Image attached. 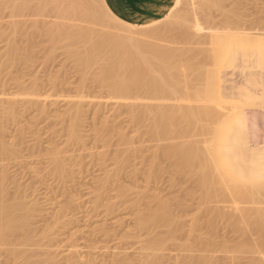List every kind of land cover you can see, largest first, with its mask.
<instances>
[{
	"label": "rangeland",
	"instance_id": "rangeland-1",
	"mask_svg": "<svg viewBox=\"0 0 264 264\" xmlns=\"http://www.w3.org/2000/svg\"><path fill=\"white\" fill-rule=\"evenodd\" d=\"M190 1H192V4ZM190 1L175 0L174 2L173 0L172 5L169 7V9L171 8L170 12L166 16L157 17V23L156 20H154L152 25L127 23L133 26L130 27V29L134 31L133 33L124 32L127 35H132V40L136 38V43L140 40L143 44V40L145 39V45L146 42H148L147 44L155 43L160 46L162 45L164 49L167 48L168 50L174 47L181 48L182 46L186 48L188 46V48L190 47L192 50L194 48L197 50L198 48L196 53L198 54L199 51L203 49L200 51V56H193L195 60L198 58L197 60H200L199 62L203 61L198 67L196 66V71L198 73L195 72V68L188 69V72L186 70L187 75L190 74V70L191 74L197 73L200 75V78L199 75L196 74L197 80L195 78H190L188 82L183 76H180L181 78L177 83L180 81L179 83H181V85L176 83L182 89L179 91L181 92L179 95L182 94V97L177 94L179 93L177 92L179 86L176 89L174 87L177 85L175 86L174 84L173 88L174 90L176 89L175 91L177 93L173 91L175 93L173 95L171 90H169V92H171L176 100L169 95L168 90V94L164 93L160 95L162 96V101L160 99L158 101L152 100L154 101V106L158 102L157 105H160L161 108L167 107L169 103L176 105L180 103L184 104L183 106L187 104L191 108L197 107L196 109L198 111H202L204 108L206 109L203 111H206L204 117L209 115L207 116V121L206 118L203 119L204 117H201L203 120L201 118L199 119L200 121L197 120L198 122L204 123L202 124L204 127L197 121H194L199 125L193 122L195 126L193 124L192 128H189L190 125L188 127L189 129L184 131L187 135V131L189 132L188 134H190V129H193V132H191L192 135L190 134L191 136H189V138H187L188 135L185 137L186 140L181 138L185 141L183 145L181 144V148L180 145L178 146L177 144L183 141L181 139V141L177 140L180 138L177 136L180 135L179 133L183 134L184 132L178 131V135H174L175 139H169L168 136L166 138L167 141L164 139L157 142L158 144L152 142L150 139L147 140L146 127L149 123L150 114H152L150 111H148L150 112L149 114L146 112L145 121L142 122L139 127L138 125H131L129 116L131 108H144L145 104L148 106L147 108H149L152 106L149 104L151 101L132 97L125 101L124 99H122L123 101L121 99H108L106 98L107 96L104 98L103 89L98 85L94 75V73L97 72V65H93L89 71L87 70L89 75H87V79L81 87L80 84L84 71L82 67L77 64L74 57L68 54L66 41H58V43L56 42L54 44L53 40L50 39L51 36L49 33V36L46 35L47 32H49L47 30H51L47 26L52 23L54 24L57 19L54 17L55 15L53 12H51L52 14L46 12L44 13L45 15L37 13V8L44 4L42 0L29 1L28 8L23 10L19 15H13L10 12L9 8L11 6H4L6 9L0 6V94L4 95L0 98V116L3 115V108H6L8 105L6 101L7 98L20 92L22 86L29 88L34 85L35 87L33 86L32 88L36 90H33L35 93L37 92L42 98L45 96L46 98L48 97L47 101L44 100L45 102H41L46 112L39 110L34 104H26L25 101L18 100L15 110L17 112L14 113L15 116L12 114V119L10 117L0 118L2 122H0V124L3 130L2 133L0 132V138L5 142L4 144L11 149L6 153L4 152L5 154L2 153L0 156V175H4V180L1 183L6 192V203L8 202L7 204L9 205L21 204L20 214L17 215L26 217L28 228L26 232L29 231L30 233L19 232V234L17 233V235H14L15 241L13 240V245L19 243L17 246L16 244L14 246H16L18 250L23 251L22 254L26 255L24 256L25 260L29 258L31 261L29 259H27V261L29 260L32 264H89V262H92V264H181L183 260H187L191 263L194 259L195 261H199L198 259H200V257H204L202 259L208 260L209 264H254L259 261L262 264L264 263V236H262L264 233V201L262 200L264 198H259L264 196V191L261 190V188L264 187V181H251L250 176L242 175L243 172L249 174L252 169L259 168L260 165L259 167L256 166L254 163L256 161L255 157H252V153L247 154L245 145L237 139L233 129V118L235 114L246 111L247 108H245L244 105L247 100L250 99V101L258 105H255V107H253L254 109L259 106L264 108V70L256 67L254 62H248V60L254 61L255 59L252 48L236 47L232 45L234 48L231 50L234 52L235 56L234 65H230L227 60L222 64V58L217 65L215 62L213 63L211 58H208L209 56L205 55L207 54L206 52H213L214 49L218 47L221 40H226L227 37H230L227 36L229 33V35L237 34V36L235 35L236 38L234 36L235 39L231 36L232 39H230V37L228 38L229 40H236L237 38L241 40L243 37L240 35L241 33L242 35L243 33L244 35H252V37H257L256 35L263 37L264 0H245L240 6L234 9L231 5H228V1L225 9L233 11V14L237 13L236 15H239L241 18L240 23L233 25L236 27H238L239 24L241 25H239V28L231 25V27L233 26L234 28L232 27L233 30L231 29V31L228 32L226 31L227 29H224L225 31L221 30L222 26L220 25L218 27L217 24L214 26L202 22L203 26H201L206 30H203V32L201 31L202 33L199 32V34L196 32L198 35L204 34L210 37L214 32V36L223 33L219 36L227 37L217 39L215 36L216 38H213L214 41L212 39L214 36L209 38V40L202 37L200 38L201 40L199 39V42L204 41V44L206 41V44L201 46L200 43L198 44V42H196L198 47L195 46L196 43H194V45L191 43L190 45L192 46H190L188 43L182 41L181 38V32L185 26L191 33L193 28H189L192 26H184V24L192 21L191 17L193 14L191 15V12L197 9L199 2L205 0ZM91 3L102 12L101 14L104 19V21L101 20V22H104V25H102V23L100 24V21L92 24V28H95H93L94 32L96 30L95 33L102 32L101 34H103L105 32V34L108 35L106 30L107 32H109V30L116 31L118 27L122 30L126 29L123 25L117 23V21L115 22L109 19V17L107 18L103 8V4L108 8L105 2L102 4L101 0H93ZM48 4L52 6V4ZM187 4L189 7L192 6L193 8L187 7ZM32 7L34 8L32 9ZM177 10L180 13H178ZM180 10H183V12ZM188 12L190 15H188ZM178 14L181 15L178 16ZM184 14L186 15L184 16ZM233 14L230 13V15ZM176 16H178V18ZM189 16H191V20ZM197 16L201 17V14H197ZM120 19L121 18H119V20ZM179 19H185L183 22L184 24H182V20ZM217 19H220V17L217 16L214 20L218 21ZM70 22L78 24L77 27L81 25V28L90 26L81 19L71 20ZM122 22L126 23L124 21ZM175 22L178 23L177 27ZM13 23L19 25V29L17 28L18 30L16 29L15 32L11 30V25ZM47 23L49 25H47ZM167 24L171 26L168 27ZM52 26L53 25H51V27ZM106 27H108V29ZM154 28L158 31L157 34L150 35L151 32L148 34L147 30L149 29V31H151V29ZM235 28L236 30L238 29L237 32ZM249 29L251 31H249ZM45 31H47L46 34ZM192 33H194V30ZM208 33L211 34L209 35ZM238 35L240 37H238ZM244 39H246V36L242 40L244 41ZM13 42L15 46L17 45L16 48L18 53L21 52V55L24 54V58L26 57L27 59H22L23 55H20L21 61H24L19 62L18 60V62L10 64V62H8L10 49L8 47L10 46L8 45L14 44ZM175 42L176 44L178 43V45H176ZM182 42L184 43L182 44ZM216 42L217 44L213 45V43ZM221 44L222 43H220V45ZM191 49H189L190 52L192 51ZM146 50H148V45ZM146 50L144 51L146 52ZM194 52L191 53V55H195ZM201 52L204 54V58ZM179 58L184 59L181 57ZM202 58L205 61L201 60ZM206 58L208 59L206 60ZM201 64L204 66H201ZM206 68L208 71L210 69V75L208 71H206ZM212 68L214 71L213 73ZM182 70V68L178 67V75L182 74ZM204 70L205 73L203 72ZM200 72H203V76ZM191 74L189 75L190 77L193 76H191ZM204 75H207L206 78ZM164 76L166 77L167 74L165 73ZM214 76L216 77L215 83L212 81ZM202 77L205 80H203ZM182 78L188 82L187 84L191 83V81L195 82L191 83L192 88L190 90L189 88H184L183 85H185L186 82H184ZM182 81L184 84H182ZM205 81H207V86H205ZM198 82L203 85L200 84L201 87H199ZM194 84L197 88L192 86ZM212 84L215 85L216 90ZM187 86L190 87V85ZM203 86L206 88L210 87V90L213 88V90L218 93L219 97L215 95L216 93L212 95L214 93L212 90V94L209 95V88L206 89ZM184 89L192 93H189V98L186 96V93H188L187 90ZM193 89L195 93H193ZM197 90L200 91V94H198L199 91ZM80 94L83 96L81 95L82 97L79 96L77 98ZM208 95L210 98L209 101L207 98ZM197 96L199 97L197 98ZM203 96L206 97L204 98L209 103L203 102L206 101ZM80 97L84 98L82 100L83 106L82 104L80 105L83 109V116L81 115V121L77 127L79 139L71 140L68 134L70 132V121H72L71 118L73 117L72 107L76 105L75 103H78L75 101ZM169 97L171 101L174 99L172 103ZM194 97H196L197 100H194ZM213 97L217 98V100H215V98L212 99ZM247 97L249 99H247ZM177 98L181 100L178 101ZM90 100L92 104L94 103L93 105ZM87 101H89L90 104ZM114 101L116 103H114ZM199 101L201 103H199ZM238 102L239 105H237ZM200 104H202V106H205V104L206 106L209 105V107H212V110L208 107L210 112L206 107H202L201 109ZM198 105H200V107ZM98 106L101 107L99 110ZM226 106L228 110L230 107V111L226 109ZM239 107L242 109L239 110ZM217 109H222L226 114L221 110L216 111ZM193 110L195 111V109ZM70 111L72 112L70 113ZM212 112L214 114H212ZM209 113L216 116H212L213 119L215 118L212 121L215 125L210 122L213 126L209 125L210 127H207L206 125L209 119L212 118ZM70 114L72 117H69ZM116 125L119 126V133L113 131L110 137H108L109 135L105 138L100 137L99 133L102 132L101 134H103V131L106 132V127L107 129H111V127ZM196 126L200 127L197 128ZM204 128L207 131L209 130V132L206 133L207 131H204ZM120 129L122 130L121 135L124 133L123 135H125L127 139L124 144H121L123 142H119L120 140H118L120 137ZM142 132L146 133L142 135ZM209 133H211V135ZM185 134L183 136H185ZM189 139L190 143L194 141V144L197 145L198 143L197 146L199 149H203H201L202 151L200 150L201 153L199 156L201 157L200 160H205V166L209 162L214 166V168H212L210 164L211 168L207 166L208 172L210 173H207L208 176L206 177H208V180H210L211 177L215 178L211 179L214 183L205 181L209 187L208 189L205 188V182L198 181L197 178H195L196 176L192 177L189 170L178 174V172L176 173L173 169L176 165H179V163L181 164L183 160L182 157H184L181 151L179 153L181 157L176 153V145L177 149L179 147L184 153V150L187 149L190 144H187ZM162 143L165 144L166 147L168 143H170V145L171 143L174 144V157L177 156V159L176 161L172 160L170 159L171 156L169 157V155H167L169 158L166 160V155H164V159L163 156L160 157L163 155L160 153V158L157 161H159L158 163L162 166L158 169L154 167L156 165L152 163V161L157 162L156 159L153 160L155 157L152 151L155 150V148L158 149V147L159 152L163 151V147L165 146ZM155 144H157L156 146L160 145L156 147L154 146ZM185 145L187 146L184 147ZM160 147H162L161 150ZM204 150H206V153ZM53 156L62 157L64 177L61 176L58 178V175H56V177L54 176L55 173H53V175L51 174L53 171ZM177 160L180 161L177 162ZM173 161L177 164H174L175 162L173 163ZM191 162L193 165L189 164L190 167H193L194 164L196 165L197 163L192 160ZM200 163L202 164L203 162ZM259 163L263 164L264 159H261ZM151 169L152 172H149ZM205 169L207 170L206 167ZM213 169H216L214 172H217L218 176L221 177V175H223L225 178H222L225 180L220 179V177L218 178L220 180H218L217 177H215L216 174L210 177V175L214 173ZM226 178L227 181H229L228 183ZM221 180L227 184L224 186L225 184L223 183L224 187L222 186V189L224 190L218 189L217 192V187L213 186L216 181ZM197 182H201L205 189L201 187L202 185L200 183V185L197 184ZM207 182L213 185L209 186ZM232 184L234 188L236 187L235 184L237 185L235 189L239 190H237L236 193L240 191L238 194L241 197L235 194ZM220 185H222V183ZM220 185L218 186L220 187ZM227 185L229 186L227 187ZM239 185H241L242 188ZM248 186H250L249 190L253 188L251 192L248 191ZM255 186L256 188L257 186L258 188L262 186L259 189L262 193L257 190L258 188L254 189ZM227 190L228 193L225 192ZM245 190L249 192V194L245 193L247 196L244 194V192H246ZM241 191L243 196L241 195ZM252 191L254 194L257 193L255 195L260 196H254ZM251 193L253 194V199ZM230 194H232L231 198ZM248 195L251 198L248 197ZM254 199L257 200V203L259 201V203H252ZM151 211L159 215H164L166 217L165 220L159 224H154L148 220ZM17 212L19 213V211ZM142 220L144 221L141 222ZM25 235H28L29 239H26ZM247 245L250 246L248 247ZM8 248L9 247L4 245L0 240V264H21L23 262V257H15L16 259L14 257L12 258V255L9 254L10 248ZM202 259H200V261Z\"/></svg>",
	"mask_w": 264,
	"mask_h": 264
},
{
	"label": "bare ground",
	"instance_id": "bare-ground-1",
	"mask_svg": "<svg viewBox=\"0 0 264 264\" xmlns=\"http://www.w3.org/2000/svg\"><path fill=\"white\" fill-rule=\"evenodd\" d=\"M29 1H31V0H0V6H2L3 7V9L5 8L6 9V7H4V6H11L10 8L9 7H7V8H9L10 9V12L13 14V15H19V14H21V12L23 11V10H25L26 8H28V2ZM91 2H93V0H90ZM89 0H42V2H44V4H42L39 8H37V13H41V14H43V15H45L44 13H46V12H50V14H52L51 12H53L54 13V17H56V22L53 24H51V25H53L52 27H51V25H49L48 23H47V25H49V26H47L48 28H50L51 30H47V27H46V30L47 31H49V32H47V31H45V34H46V32H47V34L46 35H48V33H49V35L51 36V40H53V43L55 44L56 42L58 43V41H66V43H67V50H68V54H70L72 57H74V59L76 60V62H77V64L79 65V66H81L82 67V70L84 71L83 72V75H82V82H81V87L84 85V81L87 79V75H89L88 74V72H87V70L89 71V69H91L92 68V66L93 65H97V72L96 73H94V75H95V79H96V81H97V83H98V85L101 87V89H103V95H104V98H105V96H107L106 98H108V99H124V101L125 100H127L128 98L129 99H131V97L132 98H135V99H147V101L148 100H150L151 101V103H149L150 105H152V106H150L149 108H147L148 106L145 104V106H144V108L143 107H135V108H131V111H129L130 112V123H131V125L133 124V125H135V126H137L138 125V127H139V125L140 124H142V122H144L145 120V115H146V112H148V111H150L152 114H150V117H149V123H148V128L145 126V124H144V126L146 127V130H147V140L148 139H150V140H152V142H155V143H157V142H159V141H161V140H166V138L168 137L169 139L170 138H174L175 136V134H177L178 133V131L179 132H184V131H186V130H188L189 128H192V126H193V124L195 123L194 121H200L199 119L201 118V117H204V115H205V113H206V111L204 112L203 110H206L204 107H208V108H211L210 110H212V107L210 106L209 107V105L208 106H206V104H205V106H202V104H200L201 105V109H202V107L204 108V109H202V111L200 110V111H198L196 108H193V109H195V111L189 106V105H187L186 104V106H183L184 104H170L169 102V104H168V106L167 107H165V108H161L160 107V105H157L158 104V102H157V104L154 106V101H152V100H155V101H158L159 99L161 100V97L162 96H160V95H162V94H164V93H167V90H168V92H169V90H171L172 91V93H173V95L175 94V93H177V92H179L180 90H182L181 89V87L179 86V85H177V84H180L181 85V83H177V81L183 76V78L185 79V80H187L188 82L190 81L189 79L191 78H197V75H199V74H197L198 72L196 71V69H197V67L200 65V63H202V62H199L197 59V62H196V60H195V57L197 56L198 57V55L200 54V51H202V50H200L199 51V53L198 54H196L197 53V51H198V48H197V50L195 49H191L190 47L188 48V46L186 47V48H183L181 45V48H172V49H167V48H165L164 49V47L161 45H159V44H155V43H150V44H147L148 42H146V45L144 44L145 43V39L143 40V44H142V41H138L137 43L135 42V39L136 38H134V40H132V38H131V36L132 35H130V37H129V35H127V34H125L126 32H128V33H133V31L130 29V27H133L131 24L129 25V24H127V23H123L122 21H120L117 17H115L112 13H111V11H109V9L106 7V5L105 4H103L104 3V1L103 0H101L102 1V4H103V8H104V11H105V13H106V16H107V18L109 17V19H112L113 21H117V23H119V24H121V25H123L126 29L125 30H122V29H119V27H118V29H116V31L114 30V31H110L109 30V32H107V30H106V33H108V35H106L105 34V32L103 33V34H101V33H99V32H97V33H95L96 32V30H95V32H94V29L92 28V24H95V23H97V22H99L100 24L102 23V25H104L103 23L104 22H101V20L102 21H104V19H103V15L101 14L102 12H100L99 11V9L98 8H96V6H94L91 2H90ZM123 1V0H122ZM136 1V0H135ZM154 1V0H153ZM190 1V0H189ZM194 1V0H193ZM228 1H229V3H228ZM245 0H205V1H201V2H199V4L197 5V9H192L194 12H191V11H189V12H191V15H192V17L191 16H189V18L191 17L192 18V21L190 22V23H183L184 22V20H182V19H179V20H182V24H184V26L185 25H191L192 27L191 28H189V29H192V31L194 30V33H192V31H191V33L189 32V30L186 28V26H185V28L188 30H186L185 28L183 29V31L181 32V38H182V41H184V42H186V43H188L189 45L191 44V43H193L192 45H194V43H196V42H198V44L200 43L201 44V46L202 45H204V44H206V41H205V43L203 44V42L204 41H202V42H199V39L200 38H206V39H208L209 40V38H211L212 36H214V32H213V34H211V33H208L209 35H210V37H208V35L206 36V35H204V34H200V35H198L199 34V32L200 33H202L203 32V30H206V29H204L202 26V22H205V23H209V24H211V25H214V26H216V24H217V26L219 27V25L220 26H222L221 27V30H223V31H225L224 29H227L226 31H231V29H232V27L234 26L233 24H237V23H240L241 22V18L239 17V15H236L235 13L233 14V11H231V10H226L225 8L227 7V3H228V5L230 6H232V8L234 9L235 7L237 8L238 6H240V4H242L243 2H244ZM38 2V1H37ZM40 2V1H39ZM174 2H175V0H174ZM191 2V4H192V1H190ZM198 2V1H197ZM48 3H50V4H52V6H50ZM40 5V4H39ZM38 5V6H39ZM99 5V4H98ZM105 5V6H104ZM119 5V4H118ZM190 5V4H189ZM195 5V4H194ZM37 6V5H36ZM50 6V7H49ZM187 7H189L188 6V4L186 5ZM98 7V6H97ZM184 7V6H183ZM187 7H185V8H187ZM190 7H192V6H190ZM189 7V8H190ZM34 7H32V9H33ZM179 8H181V7H179ZM193 8V7H192ZM1 9V8H0ZM101 9V8H100ZM171 9V8H170ZM170 9H167L166 11H164L163 13H162V15H160L161 17L162 16H165V14H168L169 12H170ZM182 9V8H181ZM228 9H231V8H228ZM198 10V11H197ZM178 11V10H177ZM180 11H182L183 12V10H180ZM187 11V10H186ZM231 11V12H230ZM188 12V13H189ZM232 13L233 15H230V13ZM36 13V12H35ZM176 13V12H175ZM178 13H180L179 11H178ZM197 14L199 15V14H201V17H198L197 16ZM179 15H181V14H178V16ZM183 15V14H182ZM186 14H184V16H185ZM188 15H190V13L188 14ZM188 15H187V17H188ZM178 16H176L177 18H178ZM183 16V17H184ZM217 16H219L220 17V19H217L218 21H216V20H214L215 18H217ZM142 17V16H141ZM183 17H179V18H183ZM191 18H190V20H191ZM194 18V19H193ZM79 20V19H81L82 21H84V22H86V24L88 23L90 26H86L85 28L83 27V28H81L80 26L81 25H79V27H77V25L78 24H74V23H72V22H70L71 20ZM176 19V18H175ZM106 20V19H105ZM145 20H146V18H145ZM154 20H156V18L155 19H147L146 21H143V22H137V23H139V24H141L142 23V25H152L153 23H154ZM173 21H174V18H173ZM176 21V20H175ZM136 22V21H135ZM110 23V22H109ZM156 23H157V20H156ZM155 23V24H156ZM168 23V22H167ZM179 23H180V21H179ZM205 23H203V24H205ZM213 23V24H212ZM87 24V25H88ZM165 24V23H164ZM170 24V23H169ZM174 24V23H173ZM173 24H172V26H173ZM175 24H176V27H177V24L178 23H176L175 22ZM174 24V25H175ZM209 24H206V25H209ZM108 25V24H107ZM168 25V24H167ZM202 25V26H201ZM231 25H233L232 27H231ZM239 25H241V24H239ZM239 25H238V27H236V26H234V27H236V28H239ZM82 26H84V25H82ZM106 26V25H105ZM158 26V25H157ZM164 26V25H163ZM169 26H171V25H168V27ZM214 26H212V27H214ZM19 27V25L18 24H15V23H13L12 25H11V30L13 31V32H15L16 31V29ZM152 27V26H151ZM150 27V28H151ZM175 27V28H176ZM180 27V26H179ZM207 27V26H206ZM211 27V26H210ZM209 27V28H210ZM233 27V28H234ZM107 29H108V27H106ZM113 28V27H112ZM111 28V29H112ZM149 28V29H150ZM156 28H158V27H156ZM173 28V27H172ZM182 28H183V26H182ZM181 28V29H182ZM223 28V29H222ZM236 28H235V30H236ZM19 29V28H18ZM17 29V30H18ZM84 29V30H83ZM136 29V28H135ZM149 29L147 30V32H148V34H149V32H151L150 33V35L151 34H154V35H156L157 34V30L155 29H151V31H149ZM140 30V29H139ZM145 30V29H144ZM154 30V31H153ZM164 30H166V29H164ZM212 30V29H211ZM233 30V29H232ZM234 30V31H235ZM169 31H171V30H169ZM202 31V32H201ZM238 31V29L236 30V32ZM245 31V30H244ZM247 31V30H246ZM249 31H251L250 29H249ZM260 31V30H259ZM125 32V33H124ZM146 32V33H147ZM163 32V31H162ZM166 32V31H165ZM173 32V31H172ZM198 34H197V33ZM220 32V31H219ZM228 32H227V34H228ZM99 33V34H98ZM145 33V34H146ZM95 34H97V35H95ZM205 34H206V32H205ZM219 34V33H218ZM223 33H221V34H219V35H222ZM230 34V33H229ZM227 35V36H233V38H234V36L236 35L237 36V34L235 33V35L234 34H232V35ZM257 34H259V33H257ZM48 35V36H49ZM98 35H100V36H98ZM163 35V34H162ZM219 35H215L216 37H217V39L218 38H223V37H225V36H219ZM225 35H226V33H225ZM241 36H243L242 38H241V40L239 39V38H237L236 40H234L235 38H236V36H235V38L233 39V40H229L228 38H230V37H227V39L226 40H221V42L220 43H222L221 45H220V43L218 44V47L216 48V47H214V48H216V49H214V51L213 52H210V53H208V52H206L207 54H205L206 56H209L208 58H211L212 59V61H213V63L215 62V64H217L218 65V63H220L219 61L221 60V58H222V64H223V62L225 61V60H227L228 61V63L230 64V65H234L235 64V60H234V58H235V56H234V52L231 50L232 48H234L233 46H236V47H248V48H252V51H253V54H254V57H255V59H254V61H250V60H248V62L249 63H252V62H254L255 63V66L256 67H258V68H260V69H262V70H264V34L262 35L263 37H261V36H259V35H256L257 37H252V35L250 36L249 34H247V35H244V33H243V35H242V33L240 34ZM248 35H249V37H248ZM135 36V35H134ZM144 36H146V35H144ZM153 36V35H152ZM177 36V35H176ZM212 37V39L213 38H216V37ZM246 36V39H244V41L242 40L244 37ZM136 37V36H135ZM172 37V36H171ZM208 37V38H207ZM225 37V38H226ZM238 37H240L239 35H238ZM152 38V37H151ZM154 38V37H153ZM138 39V38H137ZM171 39V38H170ZM230 39H232V37L230 38ZM150 40V39H149ZM156 40V39H155ZM175 40V39H174ZM180 40V39H179ZM201 40V39H200ZM204 40V39H203ZM246 40V41H245ZM55 41V42H54ZM213 41H214V39H213ZM50 42H52V41H50ZM154 42V41H153ZM174 42V41H173ZM184 42H182V44L184 43ZM208 42V41H207ZM11 43H12V41H11ZM10 43V44H11ZM14 43V42H13ZM141 43V44H140ZM158 43V42H157ZM171 43H172V40H171ZM212 43V42H211ZM210 43V44H211ZM52 44V43H51ZM175 44H176V42H175ZM181 44V43H180ZM197 43L195 44V46L196 47H198L197 45H198ZM208 44V43H207ZM216 45L217 44V42L216 43H213V45ZM146 47H145V46ZM147 45H148V50H146L147 49ZM173 45V44H172ZM176 45H178V43L176 44ZM192 45H190V46H192ZM233 45V46H232ZM8 46H10V47H8V48H10L9 49V56H8V62H10V64H14L15 62H18V60H19V62L21 61V56L23 55V58L22 59H27L26 57L24 58V54H22L21 55V52H19L18 53V51H17V45L15 46V43L14 44H12V45H8ZM166 47H167V45H166ZM212 47V46H211ZM144 48H146V49H144ZM171 48V47H170ZM193 48V47H192ZM189 49H191L192 51L190 52V50ZM20 50V49H19ZM144 50H146V52L144 51ZM209 50V49H208ZM211 50V49H210ZM209 50V51H210ZM195 51V52H194ZM206 51H207V49H206ZM212 51V50H211ZM188 52H190V53H188ZM194 52V54L195 55H191V53H193ZM205 53V52H204ZM203 53L201 52V55H202ZM21 55V56H20ZM181 57V58H184V59H180L179 57ZM193 56H195V57H193ZM200 56V55H199ZM205 56V57H206ZM202 57V56H201ZM200 58V57H199ZM203 58H204V54H203ZM201 59V60H204V59ZM208 58H206V60L208 59ZM210 59V60H211ZM24 60H22V61H24ZM21 61V62H22ZM205 61V60H204ZM212 61H211V63H212ZM206 63V62H205ZM213 63H212V65H213ZM197 66V67H196ZM201 66H204V65H202L201 64ZM208 66V65H207ZM206 66V67H207ZM215 66V65H214ZM178 67L179 68H182L183 70V72H182V74H180V75H178L179 73H177L178 71H177V69H178ZM191 68H195L194 70H195V72H197L196 74H191V71L189 70V72H190V74H191V76L192 77H190L189 75L190 74H188L187 75V73H186V70H187V72H188V69H191ZM201 68V67H200ZM210 68V67H209ZM203 69V68H202ZM201 69V70H202ZM180 71V70H179ZM185 71V72H184ZM206 71H208L207 70V68H206ZM209 71H210V69H209ZM209 71H208V74H209ZM204 73H205V70L203 71ZM203 72L201 73L200 72V74L202 75L203 74ZM214 71H213V68H212V73H213ZM167 74V76L165 77L164 76V74ZM181 73V72H180ZM206 74H207V72H206ZM195 75V76H194ZM210 75V74H209ZM213 75V74H212ZM215 75V74H214ZM181 76V77H180ZM203 76V75H202ZM207 76V75H206ZM206 76L204 75V77L206 78ZM182 78V79H183ZM199 78H200V75H199ZM203 78V77H202ZM183 79V80H184ZM214 79V80H213ZM184 80V82H186ZM197 80V79H196ZM196 80H193V81H196ZM203 80H205L204 78H203ZM207 80V79H206ZM198 81H199V79H198ZM212 81H213V83H215L216 82V77L214 76V78H212ZM215 81V82H214ZM188 82H186V86L185 85H183L184 86V88H189V90L192 88L191 87V83H195V82H192L191 81V83H189V84H187ZM197 82V81H196ZM200 82H201V80H200ZM206 82V85L205 86H207V81H205ZM177 83V84H176ZM199 83V82H198ZM202 83V82H201ZM201 83H199V87H201L200 86V84ZM209 83V82H208ZM211 83V82H210ZM174 84H175V86L176 87H174ZM182 84H184L183 83V81H182ZM197 84V83H196ZM187 85H190V87L189 86H187ZM195 85V84H194ZM194 85H192L193 87H196V85L194 86ZM201 85H203V84H201ZM217 85V84H216ZM34 85H32V86H30L29 88H27V87H24V86H22V90L20 91V92H18L17 94H15V95H13V96H11V97H9V98H7V103H8V105H7V107L6 108H3L4 110L2 111V116H0V118L2 117V119L5 117H10L11 119L13 118V116H15V114L14 113H16L17 111H15L16 110V108H17V101L19 100H23V101H25L26 102V104L28 103V104H34L36 107H38L39 108V110H41V111H45V109H44V106H43V104L41 103V102H43L44 100L45 101H47V99H48V97L46 98V96L44 97V98H42L39 94H37V92L35 93L34 91H36V90H34V88H32ZM36 86H37V84H36ZM179 86V89L177 90V92L175 91L176 89H177V87ZM183 86H182V88H183ZM198 86V85H197ZM212 86H214L215 87V85H213L212 84ZM35 87V86H34ZM176 88L175 90H174V88ZM204 87V86H203ZM20 88H21V85H20ZM37 88V87H36ZM197 88V87H196ZM204 88H206V87H204ZM207 88H209V90H210V87H207ZM206 88V89H207ZM32 89V90H31ZM215 90H216V87L214 88ZM217 89H218V87H217ZM34 90V91H33ZM184 90H187V89H184ZM183 90V91H184ZM211 90L212 91H214V93L212 94V92H211ZM210 91H208L209 92V95L210 94H212V95H214L215 93V95H217L218 96V93L217 92H215V90H213V88L211 89ZM173 91H175V93L173 92ZM196 91V90H195ZM197 91H199V90H197ZM185 92V91H184ZM187 92L188 93H186V96H187V98H189V93H191V92H189L188 90H187ZM202 92V91H201ZM207 92V93H208ZM105 93V94H104ZM181 92H179V93H177L178 95L180 94ZM193 93H195L194 92V89H193ZM168 94V93H167ZM185 94V93H184ZM183 94V95H184ZM192 94V93H191ZM198 94H200V91H199V93ZM205 94V93H204ZM82 94H80V95H78L77 96V98L79 97V96H81ZM103 95L101 94V96L103 97ZM169 95H171V97H173L174 98V96L171 94V92H169ZM197 95V94H196ZM196 95H193V96H196ZM203 95V94H202ZM205 95H207V94H205ZM209 95H208V101L210 100V98H209ZM2 96H4L3 94L1 95L0 94V98L2 97ZM83 96V95H82ZM81 96V97H82ZM177 96V95H176ZM179 96H181L182 97V94L181 95H179ZM216 96V97H217ZM80 97V98H81ZM180 97V98H181ZM199 96H197V98H198ZM205 96H203V98H204ZM219 97V96H218ZM80 98L79 99H77L76 100V98H75V102H78V103H75L76 105H74L73 107H72V111H73V113H72V115H73V117L71 116V114H70V116L69 117H72L71 118V120L72 121H70L71 122V124H70V129H69V134L68 135H70V139L71 140H78L79 139V135H78V133H77V127H78V124H80V121H81V117L83 116L82 115V111H83V109L81 108L82 106H83V98H81V101H80ZM86 98V97H85ZM170 98V97H169ZM172 98V99H173ZM179 98V100H178V98H177V100L178 101H180L181 99ZM197 98L196 97H194V100H197ZM201 98V97H200ZM202 98V99H203ZM206 98V97H205ZM204 98V100H206ZM215 97H213L212 99H214ZM99 99V98H98ZM103 99V98H102ZM175 99V98H174ZM174 99L171 101V98H170V101H171V103L174 101ZM219 99V98H218ZM247 99H249L248 97H247ZM2 100V99H1ZM85 100V99H84ZM176 100V99H175ZM183 100V99H182ZM187 100V99H186ZM191 100H193V99H191ZM200 100V99H199ZM215 100H217V98H215ZM44 101V102H45ZM100 101V100H99ZM123 101V100H122ZM162 101V100H161ZM214 101V100H213ZM87 102H89V101H87ZM90 102H91V100H90ZM90 102H89V104H90ZM101 102V101H100ZM104 102H106V101H104ZM166 102V101H165ZM186 102V101H185ZM189 102V101H188ZM198 102V101H197ZM204 103L205 102H207V100L206 101H203ZM211 102V101H210ZM217 102H221V101H217ZM231 102V101H230ZM235 102V101H234ZM114 103H116L115 101H114ZM133 103V102H132ZM135 103V102H134ZM161 103H163V102H161ZM199 103H201L200 101H199ZM207 103H209V102H207ZM214 103V102H213ZM212 103V104H213ZM227 103V102H226ZM229 103V102H228ZM233 103V102H232ZM74 104V103H73ZM82 104V106H80ZM85 104V103H84ZM91 104H92V102H91ZM94 104V103H93ZM92 104V105H93ZM105 104V103H104ZM147 104H148V102H147ZM160 104V103H159ZM166 104V103H165ZM225 104V103H224ZM236 104V103H235ZM96 105V104H95ZM101 105V104H100ZM99 105V106H100ZM125 105H126V103H125ZM131 105V104H130ZM167 105V104H166ZM196 105V104H195ZM195 105H193V106H195ZM200 105H198L199 107H200ZM204 105V104H203ZM218 105V104H217ZM227 105V104H226ZM229 105V104H228ZM234 105V104H233ZM237 105H239V102H238V104ZM255 105H257V104H255L253 101H250V99L249 100H247L246 102H245V108H247L246 109V111H245V113H243V117L245 118V120H246V122H247V125H248V127H249V129L251 130V133H252V135H253V140H255V141H262V140H264V108L263 107H261V106H259L258 108H253V107H255ZM261 105H262V103H261ZM98 106V110H99V108H101V107H99ZM163 106H165V105H163ZM222 106V105H221ZM229 106H231V105H229ZM258 106V105H257ZM263 106V105H262ZM29 107V106H28ZM31 107V106H30ZM218 107V106H217ZM216 107V108H217ZM220 107V106H219ZM227 107V106H226ZM232 107H234V106H232ZM241 107V106H240ZM239 107V110L240 109H242V108H240ZM129 108V107H128ZM207 108V110L210 112V110ZM222 108V107H221ZM224 108H225V105H224ZM223 108V109H224ZM95 109H97V108H95ZM227 110H228V107L226 108ZM232 109V108H231ZM237 109H238V107H237ZM98 110H97V112H98ZM219 110H221L222 111V109H219ZM218 109L216 110V111H219ZM225 110V109H224ZM72 111H70V113L72 112ZM198 111V112H197ZM208 111H207V113H208ZM220 111V112H221ZM228 111H230V107H229V110ZM46 112V111H45ZM95 112V111H94ZM117 112V111H116ZM150 112H148V114L150 113ZM223 113H224V111H222ZM221 112V113H222ZM120 113V112H119ZM219 113V112H218ZM220 113V114H221ZM12 114H14L13 116H12ZM210 115H211V113H209ZM212 114H214L213 112H212ZM217 114V113H216ZM224 114H226V113H224ZM1 115V114H0ZM82 115V116H81ZM218 115V114H217ZM222 115V114H221ZM221 115H219V116H221ZM147 116H149V115H147ZM207 116H209V115H206L203 119H205L206 118V121H207ZM212 116H214V117H216L215 115H211V117ZM210 118V117H209ZM202 119V118H201ZM202 119V120H203ZM212 119V120H211ZM211 119H209V121H208V123H207V127L209 126V125H211V126H213L212 125V123L214 124V122H212L214 119H213V117L211 118ZM217 119V118H216ZM6 120V119H5ZM197 121V122H198ZM216 121V120H215ZM0 122H1V120H0ZM183 122V123H182ZM192 122V123H191ZM194 122V123H193ZM210 122H212L211 124H210ZM2 123V122H1ZM198 123H200V125H202V124H204V123H201V122H198ZM183 124V125H182ZM196 124V123H195ZM195 124H194V126H195ZM180 125V126H179ZM191 125V126H190ZM196 125H199V124H196ZM215 125V124H214ZM108 126V125H107ZM190 126V127H189ZM203 127H204V125H202ZM205 126V127H206ZM108 127H110V126H108ZM189 127V128H188ZM197 127V126H196ZM196 127H195V130H196ZM198 127H200V126H198ZM197 127V128H198ZM206 127V128H207ZM210 127V126H209ZM119 126L118 125H116V126H114V127H111V129H107V127L105 128L107 131L106 132H104L103 131V134H101V133H99L100 134V137L101 138H105V137H107L108 135V137H110V134H111V132L113 133V131L115 132H118L119 131ZM105 129H103V130H105ZM136 129V128H135ZM140 129V128H139ZM205 129V128H204ZM208 129V128H207ZM0 132L2 133V126H1V124H0ZM121 130V129H120ZM145 130V131H146ZM193 129H190V134H191V132H193L192 131ZM213 130V129H212ZM136 132H137V129L135 130ZM204 131H207L206 129L204 130ZM214 131V130H213ZM121 132H122V130L120 131V137H119V139L118 140H120L119 142H123V143H121V144H124V143H126V136L125 135H123L124 133H122V135H121ZM209 132V130L206 132V133H208ZM119 133V132H118ZM144 133H146V132H144ZM143 132L141 133L142 135L144 134ZM186 132H184L183 134L182 133H179L180 135H176L177 137H180V138H178L177 139V137H176V139L177 140H180L181 138L183 139L184 138V140H186L185 139V137H187V135H188V137L187 138H189V136H191L190 134H188L189 132L187 131V135L185 134ZM185 134V136H183ZM210 135H211V133H209ZM140 135V134H139ZM170 135H171V137H170ZM138 136V135H137ZM195 137V136H194ZM193 137V138H194ZM209 137V136H208ZM139 138V137H138ZM137 138V139H138ZM168 139V140H169ZM175 139V138H174ZM181 139V140H182ZM117 140V141H118ZM140 140H142V139H140ZM149 140V141H150ZM180 140V141H181ZM184 140H182L183 142H179V141H177V142H179L178 144L176 143V142H173L174 144L176 143L178 146L180 145V148H181V144L183 145V143L185 142ZM192 140V139H191ZM193 140H195V139H193ZM139 141V140H138ZM167 141V140H166ZM212 141V140H211ZM146 142V141H145ZM144 142V143H145ZM188 143L187 144H189L190 143V139H189V141H187ZM194 142V141H193ZM192 141H191V143L189 144V146H188V148L187 149H185L184 150V153H183V151H182V149L180 150L179 149V147H178V149H177V145H176V153L178 154V155H180L179 153H180V151H181V154L183 155L184 154V157H182L183 158V160H182V162H181V164L179 163V165H176V167H174L173 169L176 171V173L178 172V174H180V173H182V172H184V171H186V170H189L190 171V173H191V175H192V177L194 176H196L195 178H197V180L198 181H203V182H205V181H211L212 182V180L211 179H215V178H212L211 176L212 175H215L216 174V176L215 177H217V179L220 177V176H218V174H217V172L215 173L214 171L216 170H214L213 169V174H211L210 175V180H208V177H206V176H208V174L210 173V172H208L209 170H208V167L207 166H209L210 168H211V166H212V168H214V166L213 165H211L210 163L211 162H209L206 166H205V163L206 162H204L205 160L203 159V161L202 160H200V156H199V154L201 153V151L203 150L202 148V150L201 149H199V147L197 146L198 145V143H197V145L196 144H194ZM5 142L4 141H2L1 140V138H0V156H1V154L3 153V154H5L7 151H9V150H11L10 149V147H8L7 145H5L4 144ZM142 143V142H141ZM150 143V142H149ZM173 143H171V145H170V143H168L169 144V146H168V144H167V147H166V145L165 144H163L165 147H163V151H160L159 152V145L158 146H156L157 144H155L154 146H156V147H158V149L157 148H155V150H153L152 151V149H151V151H152V154L154 153V157L155 158H153V160H155L156 159V161L160 158V157H162L163 156V158H164V155H166L165 157H167V155H169V157L171 156V158L170 159H172V160H175L176 161V157H174V144ZM120 144V143H119ZM143 144V143H142ZM152 144V143H151ZM162 144H161V146H162ZM173 144V145H172ZM193 144H194V146H193ZM172 146V147H171ZM187 145H185L184 147H186ZM193 146V147H192ZM200 146V145H199ZM202 146V145H201ZM148 147H149V145H148ZM147 147V148H148ZM169 147V148H168ZM183 147V146H182ZM150 148V147H149ZM161 148L162 147H160V150H161ZM165 148H166V150H165ZM171 148V149H170ZM192 148V149H191ZM206 148V147H205ZM204 148V149H205ZM144 149V148H143ZM146 150H148V149H146ZM201 150V151H200ZM141 151V150H140ZM178 151V152H177ZM5 152V153H4ZM137 152V151H136ZM187 152V153H186ZM204 152L206 153V150H204ZM8 153H10V152H8ZM160 153L161 154H163V155H161L160 156ZM186 154V155H185ZM203 154V153H202ZM201 154V155H202ZM208 154V153H207ZM203 155H205V154H203ZM153 156V155H152ZM160 156V157H159ZM207 156V155H206ZM206 156H203V157H206ZM54 157V156H53ZM52 157V161H53V171H52V175H53V173H55V177H56V175H58L59 177L58 178H60L61 176H63V173H64V170H63V160H62V157L60 158V156L58 157V156H55L54 158ZM169 157H167L166 158V160L169 158ZM172 157H174V158H172ZM179 157V156H178ZM180 157H181V155H180ZM179 157V158H180ZM181 158V159H182ZM209 158V157H208ZM2 159V158H1ZM165 159V158H164ZM180 159V160H181ZM165 160V161H166ZM180 160H177V162L178 161H180ZM191 160L194 162V161H196L197 163H196V165L194 164V166L193 167H190V165H193V163L191 162ZM162 161V160H161ZM169 161V160H168ZM167 161V162H168ZM175 161H173V163L175 162ZM145 162V161H144ZM159 161H157V162H153L152 161V163L154 164V165H156V166H154V167H157L158 169H159V167H161L160 166V163H158ZM189 162H191V163H189ZM200 162H203L204 163V165H203V163L201 164ZM174 164H177L176 162L174 163ZM173 164V165H174ZM190 164V165H189ZM211 166H210V165ZM178 166V167H177ZM205 167L207 168V170L205 169ZM215 167H216V165H215ZM164 168V167H163ZM156 169V168H155ZM166 169V168H165ZM154 170V169H153ZM173 170V171H174ZM212 170V169H211ZM206 171V172H205ZM149 172H152V169H151V171H149ZM174 173V172H173ZM175 173V174H176ZM208 173V174H207ZM207 174V175H206ZM220 175H221V172H220ZM64 177V176H63ZM62 177V178H63ZM222 177H224L223 175H221V177H220V179H223V180H225L224 178H222ZM6 179V178H5ZM216 179V180H217ZM220 179H218V180H220ZM4 180V175H0V240H1V242L2 243H4V245H7L9 248H10V253L9 254H11L12 255V258L14 257H23V262L21 263V264H30L31 262V260L29 259V258H27V259H29L28 261H27V259L25 260V257L24 256H26V255H23L22 254V250L20 251V250H18L17 248H16V246L19 244V243H15L16 244V246H14L13 245V240H14V235H17V233L19 234V232H25V233H30L29 231L28 232H26V230L28 229L27 228V222H26V217L25 216H19V215H17V214H20V209H21V204H13V205H9V204H7L6 203V200H5V189H4V187H3V185H2V181ZM226 181H227V178H226ZM201 182H199L200 184H201ZM229 181H227V183H228ZM198 182H197V184H199ZM208 183V182H207ZM212 183H214V182H212ZM212 183H208L209 184V186L210 185H213ZM218 183H222V185H220V184H218ZM223 183L224 182H222V180L221 181H216V183H215V185L216 184H218V185H220V187H221V189H220V187L218 186V185H214L213 187H217V192H218V189L219 190H224V189H222V186H223ZM227 183H224L225 185L224 186H226V184ZM199 184V185H200ZM204 184V183H203ZM205 184H206V182H205ZM198 185V186H199ZM202 185V184H201ZM223 186V187H224ZM229 185H227V187H228ZM230 186H231V184H230ZM232 186H233V188H234V185L232 184ZM235 186L237 187V185L235 184ZM239 186H241V185H239ZM259 186V185H258ZM258 186H257V188H258ZM201 187H203V185L201 186ZM235 187V188H236ZM262 187V186H261ZM260 187V188H261ZM204 188V187H203ZM205 188H209L208 186H207V184H206V187ZM204 188V189H205ZM232 188V189H233ZM233 189L234 190V192H235V194H238V193H240V191L238 192V193H236V191L237 190H239V189ZM241 188H242V186H241ZM249 188H250V186H248V191H250L251 192V190H253V188L251 189V190H249ZM256 188V186L254 187V189ZM256 188V189H257ZM260 188H258L257 190L258 191H264L263 189H264V187L263 188H261V190H259ZM211 189H212V187H211ZM245 189H246V187H245ZM225 190H226V187H225ZM241 190V189H240ZM242 190H244V189H242ZM256 190V191H257ZM191 191V190H190ZM204 191V190H203ZM231 191V190H230ZM246 192H244V194L245 193H247V194H249V192H247V190H245ZM262 191L260 192V193H262ZM210 192V191H209ZM225 192H227L228 193V190L227 191H225ZM253 192V191H252ZM199 193V192H198ZM232 193V192H231ZM252 194V193H251ZM253 194H254V192H253ZM253 194H252V199H253ZM255 194H257V193H255ZM254 194V196H257V197H259L258 195H255ZM263 194H264V192H263ZM206 195H207V192H206ZM228 195V194H227ZM232 194H230V198L232 197L231 196ZM233 195H234V193H233ZM239 195V194H238ZM241 195H242V191H241ZM246 195V194H245ZM244 195V196H245ZM229 196V195H228ZM240 196V195H239ZM243 196V195H242ZM247 196V195H246ZM261 196H263V195H261ZM233 197H237V196H233ZM241 197V196H240ZM248 197H250L249 195H248ZM250 197V198H251ZM239 198V197H238ZM247 198V197H246ZM245 198V200L247 201V199ZM255 199H257L256 197H254ZM260 199L261 198H264V196L263 197H259ZM241 199V198H240ZM244 199V198H243ZM254 199V200H255ZM259 199V200H260ZM232 200V199H231ZM236 200V199H235ZM248 200H250V199H248ZM252 200V203H257V200ZM233 201V200H232ZM262 201H264V199L262 200ZM258 203H259V201H258ZM257 203V204H258ZM201 204V203H200ZM256 204V205H257ZM253 205V204H252ZM255 205V206H256ZM259 206V205H258ZM261 206V205H260ZM257 207V206H256ZM262 207V206H261ZM264 207V206H263ZM258 209V208H257ZM17 211H19V213L17 212ZM242 211V210H241ZM149 214H151L150 215V217L148 218V220H150L151 222H153L154 224H159V223H161V222H163L164 220H165V216L164 215H159V214H156V213H153V211H151V213H149ZM155 214V215H154ZM244 215V214H243ZM247 215V214H246ZM260 216V215H259ZM250 219V218H249ZM248 220V219H247ZM144 220H142L141 222H143ZM263 229V228H262ZM261 231V230H260ZM21 234V233H20ZM262 234V233H261ZM28 235H30V234H28ZM28 235H25L26 237V239H29V237H28ZM260 235V234H259ZM261 236V235H260ZM262 236H264V233H263V235ZM263 238V237H262ZM261 238V239H262ZM263 240V239H262ZM15 241V240H14ZM261 242V241H260ZM263 244V243H262ZM14 246V248H16V249H14L13 248V246ZM242 245V244H241ZM241 245H238V246H241ZM12 246V247H11ZM248 247L250 246V245H247ZM242 247H246V246H242ZM248 247H246V248H248ZM8 248V249H9ZM258 250V249H257ZM197 258H199V257H197ZM202 258H204V257H202ZM201 257H200V259H202ZM206 258V257H205ZM16 259V258H15ZM200 259H198L199 261H200ZM22 261V260H21ZM194 261H195V259H194ZM194 261L193 262H191V263H189V261H187V260H183L182 262H181V264H193L194 263ZM199 261H195V263L194 264H209V262H208V260H206V259H202L200 262ZM33 262V261H32ZM199 262V263H198ZM92 264V262H89V264ZM32 264V263H31ZM180 264V263H179ZM254 264H262L260 261L259 262H257V263H254ZM264 264V263H263Z\"/></svg>",
	"mask_w": 264,
	"mask_h": 264
},
{
	"label": "crops",
	"instance_id": "crops-1",
	"mask_svg": "<svg viewBox=\"0 0 264 264\" xmlns=\"http://www.w3.org/2000/svg\"><path fill=\"white\" fill-rule=\"evenodd\" d=\"M111 13L115 17L121 18V21L132 24H139L137 22H143L147 19H154L162 15L164 11L169 9L173 0H103ZM119 4V5H118ZM167 14H165L166 16ZM142 16V17H141ZM118 18V19H119ZM146 18V20H145ZM123 19V20H122ZM136 21V22H135ZM139 25H142L139 24ZM243 113L235 114L233 118V129L237 136V139L245 145V151L247 154L252 153V157H255L256 166L260 167L252 169L249 174L242 173L243 176H250V180L264 181V163H259L261 159H264V140L255 141L253 135L249 129ZM254 160V159H253Z\"/></svg>",
	"mask_w": 264,
	"mask_h": 264
}]
</instances>
